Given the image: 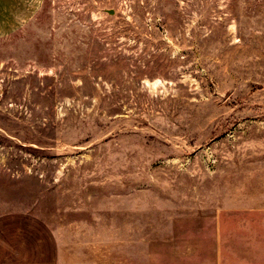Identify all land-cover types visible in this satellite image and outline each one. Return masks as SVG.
Returning a JSON list of instances; mask_svg holds the SVG:
<instances>
[{
    "label": "rangeland",
    "instance_id": "1",
    "mask_svg": "<svg viewBox=\"0 0 264 264\" xmlns=\"http://www.w3.org/2000/svg\"><path fill=\"white\" fill-rule=\"evenodd\" d=\"M59 264H264V0H0V216Z\"/></svg>",
    "mask_w": 264,
    "mask_h": 264
},
{
    "label": "crops",
    "instance_id": "2",
    "mask_svg": "<svg viewBox=\"0 0 264 264\" xmlns=\"http://www.w3.org/2000/svg\"><path fill=\"white\" fill-rule=\"evenodd\" d=\"M60 248L53 229L26 213L0 216V264H59Z\"/></svg>",
    "mask_w": 264,
    "mask_h": 264
}]
</instances>
